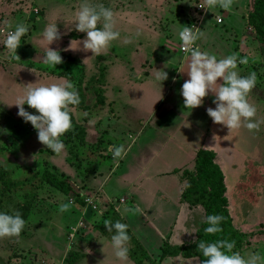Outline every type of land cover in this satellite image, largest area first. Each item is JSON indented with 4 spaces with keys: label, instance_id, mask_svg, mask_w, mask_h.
<instances>
[{
    "label": "rangeland",
    "instance_id": "1",
    "mask_svg": "<svg viewBox=\"0 0 264 264\" xmlns=\"http://www.w3.org/2000/svg\"><path fill=\"white\" fill-rule=\"evenodd\" d=\"M51 1L54 0H0V211L9 214L19 211L26 221L25 229L27 230L25 235L23 234L25 238L23 235L19 238L21 240H17L15 237L0 239L1 248H7L6 251L0 250V255L7 253L11 256L14 251L15 255L11 259L12 264H132L130 260L129 262H121L115 257L110 244L111 234L106 231L103 225L104 221L111 220L114 222L120 220L121 212L120 210L117 211V208H130L134 204V196L139 198V202H137L141 211H152L149 216L151 218L154 209L147 208L148 202L145 198V190L153 184L145 179L155 180V177L161 176L162 186L164 188L167 186L168 198L172 201L171 193L174 192V177L166 174L170 172L171 168L174 170L176 164L180 165L182 162V160L177 162L179 155H181V149H178L180 144L170 138L167 131L160 129V131L155 132L154 129L146 128L143 133H140L138 132V126L134 127L132 126L133 123L129 122V120L136 122L135 119H138L139 116L141 118L143 115L147 117V114L160 100L162 103L167 102V92L170 91L166 89L163 83L167 80L160 83L157 79L158 71L165 72L164 69L168 61H165L163 56L155 53L159 46L150 43V32L145 33L138 28L139 21H137V18L145 17L144 22H148L149 18L156 16L157 20L154 24L157 29H161L166 35H178L181 27L190 23L194 17V9L197 3L201 2H198V0H157L158 4L154 6L156 0H89L92 4H103L105 7L111 8L115 14L114 17L120 13L127 15L130 24L125 26L127 25L125 23V27L122 29L124 34L129 35L127 43L131 47H135L138 45V40L143 41L147 54L152 57L151 61L155 63V66L146 83L126 85V89L119 97L124 105V107L122 105V108H124L123 115L127 125V130H125L122 121L114 120V122L106 121L104 123L101 119L98 123L97 118L102 117L106 113V109L102 107L99 113L95 112V114L98 113L96 115L92 114V111L98 109V106L104 103L103 91L92 87L93 83L88 82L85 75L86 71L82 68L81 63L77 61V64H74L76 61L68 60V63L74 64V69L76 67L73 70L74 75L76 74L74 83L75 86L79 84L76 88L79 96L83 94L82 99L80 97L83 104L80 107H75L77 109L76 113H86L87 115L78 117L75 114V118L80 124L76 126L75 131L72 129L71 132L66 133V138H70V141L66 143V149H73V151L79 149L72 145V137L76 136L80 149H82V161L77 162L71 159V162L65 161L68 169L64 171L59 169V164L56 161L51 163L46 160L28 162L25 149H35L42 152L47 148L38 141L37 131L31 124L24 122L17 115L18 108L13 105L19 97L25 94L26 86H41L42 81L40 82L38 79L50 77L51 73H56L58 70V65L55 68L49 65L47 67L41 66L42 59L40 57L42 50L45 49L46 51L47 49L41 32L46 25L44 22L45 12ZM68 1L69 3L66 5L68 8L59 10L58 18L51 23H56L58 31L63 34L66 40H75L77 36L86 37L85 33L75 31V22H73L82 0H66V2ZM143 11L145 14H141ZM66 14L74 15V18L66 20L63 18ZM13 19L16 24L24 23L29 27L28 33L22 38L21 45L16 50L19 60L11 58L10 53L3 45L7 31L15 28V25H11L12 27L9 28L4 21L10 22ZM65 21L67 22L64 24ZM116 25L115 23V28ZM100 26L98 25V27ZM145 29L148 30V28ZM251 34L253 38H250L249 41L256 44L254 48L256 54H254L252 62L254 65L256 64V68L254 67L251 70L257 75V83L254 88L257 100L256 119L264 121V42L257 38L254 29ZM163 41L165 50L169 49L168 51L172 52L174 57H178L179 42L176 44L174 40L173 44L169 43L167 45V41L165 39ZM65 43L70 44V41H65ZM30 46L35 47L36 51L29 49ZM49 46L52 50L59 49L61 51L64 48L60 41H55ZM134 52V48L125 50V53L128 54L126 58L129 61L131 71L138 67L148 68V61L143 60V55L135 53L137 56L134 57ZM33 53H36V55H33ZM100 60V58L96 61L95 59L92 60L93 66H90V70L87 69L89 72L92 71V74L95 72L94 77L97 81L103 77V68H98ZM247 61L242 67L244 72L250 66H253L250 60L247 59ZM109 62L110 60L105 61L106 64ZM60 67L61 72L69 69L68 67L64 69L63 65H60ZM98 71H100L99 75ZM35 76L37 82H34L33 78ZM77 81L79 83H76ZM17 84L19 86H16ZM177 84L175 89L180 86V82H177ZM104 91H110L108 92L109 95L113 92L111 89ZM169 99H171V96H169ZM167 103L164 107L167 106ZM23 107L26 111L36 114L35 110L29 108L27 104ZM120 111L122 112V109ZM196 115L195 108L194 112L189 111L187 113L186 118H192ZM201 117H204L202 112ZM175 119H178V117ZM84 123L88 125L89 137L87 133V139ZM172 123H175V121ZM188 125L190 126V124ZM206 125L208 124L203 121L199 122L197 124L198 130L195 129L196 127L193 128L196 130L194 132L192 129H186L183 136V138H186L178 140L180 142L184 140L182 143H186L185 145L190 143L193 147H199L204 138L202 129L207 127ZM211 126L212 133L216 131L217 126L225 131L221 134L226 136L225 140L228 144L227 148H223L228 151L223 156L228 194L230 195L232 192H234L233 194L240 193L237 187H235L236 190L233 188L238 180H240L239 183L249 184L247 185L248 190L245 193L242 191L243 194L241 195L243 196H239V199L237 195H234L233 204L226 199L227 197L225 198L229 205L233 225L242 233L241 246L234 249V251H238L242 255L257 252L264 257V123L260 125L259 131L255 132H249L243 127L239 130H228L226 127L214 123ZM166 128L169 129V127ZM112 132H115L119 144H123L126 149H129L127 155L118 163L114 161L110 151V146L115 145V142L110 138H106L112 136ZM90 151L93 152L90 153ZM77 163H79V167H77ZM99 163H105L106 167L108 166L106 168L107 172L104 173V170L97 168ZM164 163L166 166H164ZM119 164L118 169L114 168L110 170L112 172H108L109 167L112 168ZM221 164L223 165V163ZM226 166H228L227 169ZM178 172L182 179L189 181V191L196 187L197 178L194 170H180ZM98 178H100L99 186L101 185L107 200L110 198L111 202H101L103 197L99 191L100 188L92 184V182L96 183ZM60 179L71 186V190L67 193L61 191L66 190V188H60ZM241 187L243 188V185ZM227 188H225L226 191ZM91 198L96 205L97 212L92 209V205L90 206L86 202ZM121 198H124L126 202L120 203ZM68 201L72 202L69 211L60 212V205ZM159 205V203H156V206ZM164 220L170 222L171 214L167 213ZM48 221H52V224L56 223L61 227V232L67 238L68 243L72 240L71 234L73 232H75L74 235L76 234L77 237L82 239L81 243L84 242L83 240H89L91 245L102 243L93 250L81 248V252H93L99 257L102 256V258H98L96 263H92L93 261L91 263L86 261L81 263L82 254L71 252L67 263L63 262L66 254L64 249L56 251L43 248V246H46L45 243L49 242L50 239L48 238L53 233L47 232L41 236L36 235V229ZM52 224L51 226H54ZM141 225L144 227L145 223L141 221ZM147 227H144L145 231H147ZM63 228L68 232L66 233ZM53 230L56 233L55 229ZM34 235L37 238L32 241L31 238ZM51 238L60 248H64L66 245V241L59 236L53 235ZM47 239L48 241H46ZM131 248H133V245L130 241ZM149 253L151 260L156 262L159 261L162 254L158 251H150ZM162 262L163 264H183L185 260L181 256H175L166 258ZM186 264L200 263L195 260L193 263Z\"/></svg>",
    "mask_w": 264,
    "mask_h": 264
},
{
    "label": "crops",
    "instance_id": "2",
    "mask_svg": "<svg viewBox=\"0 0 264 264\" xmlns=\"http://www.w3.org/2000/svg\"><path fill=\"white\" fill-rule=\"evenodd\" d=\"M199 1L201 2L199 4H202L204 6V0H198V2ZM67 3H69V1L66 2V0L51 1L50 5H48L46 9L47 11L45 12V19H44L45 24H51V22L56 20L58 18V11L61 9L68 8L66 6ZM253 3H254V0H233L232 7L227 11L217 7L216 9H212L209 11L205 9L202 15L199 14L195 8L194 17L191 19V21L197 20L198 29L204 32V36L196 42V46H198L200 50L202 51H208L216 55L218 59L231 55V54H236L238 59L247 58L252 63L253 57L255 56L254 54H256V51L254 49L256 44H254V42L249 41L250 38L251 39L253 38L252 37L253 35L251 34L253 28L250 25V19H249L250 12L253 9ZM157 4L158 2L156 0V4L154 3V6H157ZM142 9L144 10L143 5H142ZM141 14H145L144 11ZM217 16L221 17V23H218L216 21ZM63 18L67 20L68 18H74V15L66 14ZM114 19L115 20L118 19L115 22L117 24L115 30L120 32V38L117 41H114L109 49H107L106 51L102 52L99 55L92 54L91 51H84L82 44L79 46L78 50L71 49L70 44L65 43V41L71 42V40H66L63 34H61L62 38L59 41L63 44L64 48H62L61 51L59 49L58 50L56 49V51L60 53L63 63L58 65V70L56 71V73L55 72L51 73L52 75L50 77L40 78L38 80L40 82L42 81L41 85H51L53 83H61L62 78H67L70 80L72 79L71 81L74 82L75 81L74 78L76 74L74 75L73 70H75L76 67L74 69L73 65L77 64V61H78L79 63L82 64V68L85 69L86 71L85 75H86L88 82L93 83L92 87H96L100 89L101 91H103L104 103L100 104L98 106L99 107L98 109L96 108L94 111H92V114L93 113L95 114V112L99 113L101 111V108L105 107L106 113L102 115V117L97 118L98 123L100 122L101 119L103 120L104 123L106 121L114 122V120H117L118 122L122 121L124 125L123 128L127 130V125L125 123L126 121L124 119L125 116L123 115L124 113L123 111L124 108H122L123 103L122 101H120L119 97L121 96V93H123V90L126 89L125 88L126 85L130 83L131 85H135V84L142 85L146 83L148 79L150 78V75L155 66V63L151 61L152 57L147 54L148 52L144 47L145 45H143V41L138 40L139 41L138 45L135 47H131V45L127 43L129 35L124 34V32H122L123 27L129 26L128 24H130L129 23L130 21L127 15L125 16L124 13H120V14H117V16L114 17ZM144 19L145 17H140V19L137 18V21H139L138 28L144 31L145 33L150 32V34L152 35V36L151 35L149 36L150 43H155V45L157 44L159 46L158 50H156L155 53L157 55L159 54L160 56H163L164 60L168 61V64L164 69L165 72H167L166 80L168 83L167 82H163V83L166 89H169L170 91L167 92V97H166V100L168 103L166 101L162 103V101L160 100V102H158L155 105V107L149 112V114H147V117L143 115L144 118L143 117L141 118V116H139L138 119H135L136 122L131 121V120H129V122L133 123L132 126L134 127L138 126V132L140 133H143L144 130H146V128L154 129L155 132L160 131V129L162 131H167V134H169L170 138H173L175 142L177 143L179 142L180 144L178 149H181L180 150L181 155H179V159L177 160V162H180L181 160L182 162L180 163V165L176 164V166H174L175 169L172 170L173 168H171L170 172L166 174V175H173L174 177V187H173L174 190L172 189L174 192L171 193V196L173 197L172 201L170 198H168V194L166 190L167 186H165V188L162 186V183H161L162 181L160 180L161 176L155 177L156 178L155 180L151 178L145 179L146 181L151 182V184H153L151 186L152 188L149 187L148 189L145 190V196H146L145 198H146V201L148 202L147 208L150 207L151 209H154V214L151 218H149V216L151 215L152 211L151 210L141 211V208L138 205L139 198L137 196H134L135 194L132 195L134 196V202H133L134 204L130 208L120 207V208H117V211L120 210L121 212L120 213L121 216H119L121 222L129 225L128 231L145 248V250H147V252H150V251L159 252V250L165 245H168L170 247L182 248V247H185L193 243L197 238L198 229L200 228L201 224L205 220V212L201 206H191L188 202H186L183 199L182 196L186 188L188 187V182L185 181L184 178L182 179V176H180V173L178 171L193 170L197 153L200 151L210 152L214 155V164L218 167V169L222 173L223 183H224L225 188H227V181H226V176L224 172L225 165H224L223 156H224V153L228 151H225V149L223 148H227L228 144L226 143V140H225L226 136H224V134H221L222 132H225L223 129L217 126L215 132L212 133L211 131V127H212L211 125L213 124V122L210 119V117L207 115V109L215 108V104H213L215 95L213 93H209V95L204 98L203 104L200 107L196 108V113H197L196 116L192 118H186L187 113L189 111L194 112V109H195V108L194 109L185 108L184 100L181 95L182 85L186 80L189 79V76L186 71L187 69L184 64L185 60L187 59L189 55L181 54L179 51V47H178V51H179L178 57H174L173 53L168 51L169 49L165 50L163 40L165 39L167 41V45L169 43L173 44L174 40L176 44H178L179 42V45H180V39L178 35L177 34H174L172 36L166 35L161 31V29H157V27H155L156 25L154 24V22H156L157 20L156 16L149 18L148 22H144ZM66 22L67 21H65L64 24ZM73 22H75V19L73 20ZM4 23L5 25H9V24L13 26L16 25L14 19L10 22L4 21ZM125 23L127 25H125ZM153 27L155 28L153 29ZM145 28H148V30H146ZM85 38L86 37L77 36L75 40L83 41ZM43 42H45L46 43L45 45L47 46V42L46 41H43ZM37 47L39 48V46ZM132 48H134V51H135L134 57L137 56L135 53H139L141 56L143 55L142 56L143 60L148 61V68L143 69L141 67H138L137 69L135 68L131 71L130 66L128 64L129 61L126 58L128 54L125 53V50H130ZM29 49H31L32 51L34 50L36 51L35 47L32 48L30 46ZM42 51L43 52L40 55L42 59L41 66L47 67V65L43 63V55L45 54L44 52L46 51L45 49ZM34 54L36 55V53H33V55ZM67 56H69L76 62H74V64H72L71 62L68 63L67 59L65 60V57ZM98 58L101 59L99 62L100 64L98 65V68H101V67L103 68V71H102L103 77L99 81H97L94 77L95 72L94 74H92V71L91 72L88 71L90 70L89 69L90 66L91 67L93 66L92 60L95 59L96 61L98 60ZM107 60H110V62L106 64L105 61ZM254 62L256 61L254 60ZM252 64L253 66L252 67L250 66V68H248L247 71L245 72L242 71L243 64L238 65L240 74L242 76L248 75L251 72V70L256 66V64L255 65L254 63ZM60 65H63L64 69L67 67L69 68V69H66V71L68 72L70 77H66L63 74H61ZM181 70H185V71H181ZM99 72L100 71L97 72L98 75H99ZM47 75H50V74H47ZM53 75H56V76L54 77ZM11 78L13 77L11 76ZM33 79H34V82L35 81L37 82L36 76ZM177 82H180V86L177 89H175V87L178 85ZM76 83H79V82L77 81ZM132 83H135V84H132ZM217 83H221V81L218 80ZM16 86H19V85L17 84ZM106 89H111L113 90V92L110 93L109 95L108 92L110 91L108 92L104 91ZM255 92L256 91H254V89L251 91V93L249 94L248 100L251 104H254L255 106H257ZM169 96H171V99H169ZM166 103H167V106L164 107ZM118 105H121V106L119 107ZM121 109H122V112L120 111ZM76 110L77 109L74 108L72 112V123L73 125L77 126L80 123H78L75 118ZM201 112H202V115H204V117H201ZM176 117H178V119H175ZM153 118L155 120L154 122H153ZM173 121H175V123H172ZM202 121L207 123L208 125H206L207 127H204L202 129L204 138H203V142L201 143L199 147L197 146L193 147L190 143H189L190 145L189 144L185 145L186 143H182L184 142V140H182L181 142L178 140V139L186 138V137L183 138L186 129L188 130L192 129L193 132L198 130L197 124ZM157 124L159 127L157 126ZM188 124H190V126ZM83 126L85 129L84 130L85 137L87 139V133H88L87 126L88 125L84 123ZM129 126H131V124H129ZM166 127H169V129H167ZM193 128H195L196 130ZM217 129L219 130L217 131ZM111 135L112 136H108L106 138H110L112 141H114L115 145H121L119 144L117 140V136L115 135V132H112ZM88 137H89V133H88ZM63 140H65L64 142L66 144L68 143V141H70V138H66V134H65L63 137ZM72 142H73L72 145L79 149H75V151H73V149L71 150L66 149L65 152L59 155L53 154V152H51V150L49 149H44L42 152H40V150L38 152V150H35V149H25L26 155H28L27 156L28 162H35L34 160H39V161L46 160L49 163H51V162L56 161L57 164H59V169L60 170L63 169L65 171L66 169H68L65 161L71 162L70 159L76 160L77 162L82 161L81 160L82 149H80V144H79V141L77 140V137L73 136ZM128 150L129 149H127V153H128ZM92 152L93 151H90V153ZM105 163L104 164L99 163V166H97V168L99 167V170L100 168L104 170V173L107 172L106 168L108 167V166L106 167ZM221 163H223V165ZM76 165L77 167H79V163H77ZM164 166H166L165 163H164ZM119 167H120V164L112 168L109 167L108 172H112L110 170L114 168L118 169ZM227 168L228 166H226V169ZM99 180L100 178L96 180V183L92 182V184L100 188L99 191L103 197L101 202H111L110 198L107 200L106 194L102 191L101 185L99 186ZM239 181L240 180L236 181L233 187L234 190H236L235 187L238 188V190L240 191L239 194H233L234 192H232L229 195L228 188L224 194L225 198L227 197L226 199L232 202V204L234 203L233 201V197L235 198L234 195H237V198L239 199V196H243L241 194L245 193L248 190L247 185L249 184L246 185V183L245 184L239 183ZM242 185H243V188L241 187ZM233 188H232V191H233ZM72 190H75V189H72ZM242 191L243 193H241ZM90 201H91V204L89 205L90 206L92 205V209L95 212H97L96 205L92 201V198ZM121 201H123V203L126 202L124 198L120 199V203H122ZM156 203H159L160 205L156 206ZM228 210H229L230 218L232 219L229 205H228ZM167 213L171 214L170 222H167L164 220ZM141 221L145 223V226H148L147 231H145V228H144L145 226L143 227L141 225ZM232 223H233V219H232ZM51 224H52V221H48L47 223L40 225L38 229H36L37 230L36 235L41 236L42 234H46L47 232H50V233H53L51 234V237L53 235H56L64 239L66 241V245L64 246V248L63 247L60 248L58 244H56L55 241L53 242L51 237L48 238L50 239L49 242L45 243L46 246L45 247L43 246V248L53 249L56 251L59 249L61 250L64 249L66 254L63 258V262L67 263V260L71 252H79L80 254H82L83 258L81 260L82 262L80 261L81 263H83V261L90 262V263L93 261L92 263H96V260L98 258H102V256L99 257L93 252L92 253L81 252V248H84V249L88 248V250L90 249L93 250L96 246L98 247L102 243L91 245L89 244V240L88 241L83 240L84 242L81 243L82 239L77 237L76 234L74 235L75 232L71 234L72 240L70 243H68L67 238H65L63 232H61V227L56 223L52 224L54 226H51ZM25 228L22 231L21 235L17 238V240H21L19 238H21L23 234L25 235V233L27 232ZM234 228L238 232H240L235 226ZM53 229H55L56 233L53 232L54 231ZM65 229L64 231H66L67 233L68 231ZM24 235L23 237L25 238ZM36 238L37 236L34 235L33 238H31V240L32 241L36 240ZM48 239L46 241H48ZM6 249L7 248H4V247L2 249L0 246V250L6 251ZM14 255H15L14 251L11 256L8 255L7 253L0 255V264H12L11 259ZM193 262H195V260H185L183 264L193 263Z\"/></svg>",
    "mask_w": 264,
    "mask_h": 264
},
{
    "label": "clouds",
    "instance_id": "3",
    "mask_svg": "<svg viewBox=\"0 0 264 264\" xmlns=\"http://www.w3.org/2000/svg\"><path fill=\"white\" fill-rule=\"evenodd\" d=\"M232 5L233 0H204V6L200 8L209 11L218 7L227 11ZM114 16L111 8L82 0L74 24L75 31L85 33L86 38L83 41L72 40L70 48L78 50L82 44L84 51H91L96 55L109 49L112 43L120 38V32L115 30ZM217 21L221 22V17L217 16ZM8 27L11 28V24ZM28 31L29 27L24 23H17L14 30L7 31L3 45L11 58L19 60L16 50ZM41 35L47 42L43 63L55 68L56 65L63 63L60 53L49 48V45L62 38L56 23L46 24ZM203 36L204 32L194 26L181 27L178 32L182 50L190 54L184 62L189 76L181 89L184 107L191 109L200 107L204 98L209 93H213L215 108H208L207 115L214 124L222 125L228 130H239L243 127L249 132L259 131L264 121L256 119L257 108L248 100L257 83L256 73L250 72L247 76L240 74L238 65L246 64L247 58L238 59L236 54H231L218 59L216 55L200 50L196 42ZM158 72L157 79L161 83L167 79V73ZM218 80L221 83H217ZM80 102L74 82L62 78L61 83L26 86L25 94L13 105L18 108L17 115L37 131L38 141L51 152L59 155L66 151L67 145L63 137L73 128L72 112ZM25 104L34 109L36 114L26 111L23 107ZM76 115L79 117L87 114L76 113ZM110 151L117 163L127 155V149L123 144L110 146ZM71 206V201L61 204L60 212L69 211ZM223 220L224 217L219 214L207 215L205 223L208 226L204 228V232L210 235L222 233ZM25 224L26 221L19 211L12 214L0 211V239L18 238ZM103 225L111 234L110 244L115 257L121 262H129L131 239L128 234L129 225L120 220L114 222L106 220ZM234 248L235 241L227 239H217L213 242L201 240L198 243V251L205 258L203 264H264V257L259 253L242 255L234 251Z\"/></svg>",
    "mask_w": 264,
    "mask_h": 264
},
{
    "label": "trees",
    "instance_id": "4",
    "mask_svg": "<svg viewBox=\"0 0 264 264\" xmlns=\"http://www.w3.org/2000/svg\"><path fill=\"white\" fill-rule=\"evenodd\" d=\"M249 19L251 27L257 34V38L264 42V0H254L253 9L250 12ZM66 59L67 61L73 60L69 56L65 57V60ZM61 74L66 77H70L67 71H63ZM78 85L79 84H77L76 88ZM80 97L82 99L83 94L82 96L80 95ZM82 104L83 103L81 100L80 104L76 107H80ZM75 128L76 125H73L72 129L74 131ZM193 170L197 178V185L195 188L189 191L188 188H190V183L187 180L188 187L186 188L182 197L191 206H201L204 209L205 218L207 215L211 214L222 215L224 217V220L221 224L223 232L216 235L206 234L204 232V228L208 225L204 220L197 231V238L193 243L182 248L165 245L159 250V253L162 254L159 261L157 262L152 261L149 255L150 253L147 252V250H145V248L137 240H135L133 236L130 235V241L133 245V248H131L129 251V260L133 264H163V260L175 256H181L184 260H196L200 264H203V260L205 258L198 251V243L201 240L213 242L217 239H227L230 241H235L234 249L241 246L242 234L234 228L232 219L230 218L228 203L224 196L226 189L223 183V176L218 167L214 164V155L207 151L198 152L195 158ZM61 182L60 188H66V190L60 189L62 192L67 193L71 190V186L69 184L63 180H61ZM128 234H130V232Z\"/></svg>",
    "mask_w": 264,
    "mask_h": 264
},
{
    "label": "built area",
    "instance_id": "5",
    "mask_svg": "<svg viewBox=\"0 0 264 264\" xmlns=\"http://www.w3.org/2000/svg\"><path fill=\"white\" fill-rule=\"evenodd\" d=\"M200 7H203V5L202 4H197V6H196V11L199 13V14H203L204 13V11H205V9H203V8H200ZM37 13V12H36ZM216 21H217V18H216ZM218 22V21H217ZM218 23H221V22H218ZM187 26H189V27H191V26H194L195 28H197L198 29V21L197 20H192V21H190V23L187 25ZM181 41H180V45H179V51H180V53L181 54H183V55H190L189 53H187V52H184L183 50H182V48H181ZM86 202H87V204H91V201L90 200H86ZM122 203H123V201H121Z\"/></svg>",
    "mask_w": 264,
    "mask_h": 264
}]
</instances>
